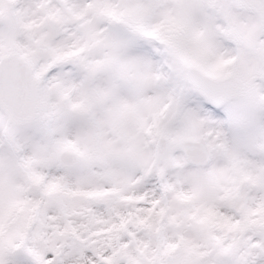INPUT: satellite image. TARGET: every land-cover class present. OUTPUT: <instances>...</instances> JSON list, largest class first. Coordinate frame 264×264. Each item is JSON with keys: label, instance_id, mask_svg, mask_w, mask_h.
<instances>
[{"label": "snow or ice", "instance_id": "snow-or-ice-1", "mask_svg": "<svg viewBox=\"0 0 264 264\" xmlns=\"http://www.w3.org/2000/svg\"><path fill=\"white\" fill-rule=\"evenodd\" d=\"M0 264H264V0H0Z\"/></svg>", "mask_w": 264, "mask_h": 264}]
</instances>
